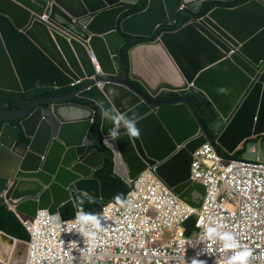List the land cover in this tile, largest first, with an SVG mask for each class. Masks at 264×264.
<instances>
[{
  "label": "water",
  "instance_id": "water-1",
  "mask_svg": "<svg viewBox=\"0 0 264 264\" xmlns=\"http://www.w3.org/2000/svg\"><path fill=\"white\" fill-rule=\"evenodd\" d=\"M140 1L0 0V90L75 86L0 111L6 207L23 219L49 210L71 220L79 210L100 214L115 202L120 190L107 172L106 148L113 152L114 175L132 185L157 166L194 207L207 189L192 179L194 153L207 141L230 154L245 147V158L264 161V0L217 6L160 35L159 26L177 22L185 8L200 12L209 0H148L124 17ZM137 36L150 39L135 44ZM167 91L180 97L156 99ZM195 92H204L219 112L211 124L217 138L190 97ZM102 108L135 118L140 137L106 141L113 125ZM15 240L23 258L27 243Z\"/></svg>",
  "mask_w": 264,
  "mask_h": 264
},
{
  "label": "built area",
  "instance_id": "built-area-1",
  "mask_svg": "<svg viewBox=\"0 0 264 264\" xmlns=\"http://www.w3.org/2000/svg\"><path fill=\"white\" fill-rule=\"evenodd\" d=\"M192 178L207 185L201 207L182 200L149 167L132 180L123 206L105 207L102 230L89 229L95 235L85 241L75 219L41 211L24 221L31 233L25 264H190L194 239L209 223L251 249L250 264H264V161L224 156L206 142L194 154ZM197 247L207 264H225L233 254L219 240Z\"/></svg>",
  "mask_w": 264,
  "mask_h": 264
},
{
  "label": "trees",
  "instance_id": "trees-1",
  "mask_svg": "<svg viewBox=\"0 0 264 264\" xmlns=\"http://www.w3.org/2000/svg\"><path fill=\"white\" fill-rule=\"evenodd\" d=\"M247 0H235L231 2H221L215 0L206 1L202 7V10L198 13L193 12L192 10L185 8L179 14V18L177 23L173 25H162L156 34H159L165 30L178 29L182 25L189 22L192 18L201 17L207 14L211 9L218 5H226V6H234L246 2ZM148 5V0H141L139 3L132 5L131 9L124 14V17H127L133 13L139 12L146 8ZM148 40V38L137 36L135 39V44ZM129 49L130 46H125L122 50V56L124 63L129 66ZM131 82L138 87L143 92H146V89L143 85L135 80H131ZM74 86H66L60 88H51V87H39L26 92H15V91H3L0 90V111L5 109H13L18 108L22 109L25 105L35 98L41 96L48 95H62L70 92ZM180 95L174 91H167L159 95L156 99L161 101H171L179 98ZM190 97L194 101L202 120L204 121L207 129L211 133L214 138H217V132L211 128V124L217 120L219 117V112L212 101L208 98V96L204 92H195L190 94ZM83 102V101H82ZM85 103V102H83ZM98 122L94 123V128L97 127ZM98 136L101 135L100 130L96 131ZM21 140L24 142H28L24 137H21ZM218 151L224 156L232 157V158H242L244 153L246 152V148H242L238 150L234 154L228 153L221 146L216 145ZM105 165L107 167V172L111 176V178L118 184L120 190V198L123 200L127 193L130 191V185L121 177L114 175V156L113 152L106 148L105 150ZM7 181L0 178V193L6 188ZM4 232L5 234L14 237L16 239L22 241H29L31 239V235L27 228L25 227L23 221L20 217L17 216L16 213L9 210L2 199L0 198V233Z\"/></svg>",
  "mask_w": 264,
  "mask_h": 264
},
{
  "label": "clouds",
  "instance_id": "clouds-1",
  "mask_svg": "<svg viewBox=\"0 0 264 264\" xmlns=\"http://www.w3.org/2000/svg\"><path fill=\"white\" fill-rule=\"evenodd\" d=\"M235 1V0H233ZM248 1H251V0H247L246 2ZM231 2V1H230ZM246 2H243L241 4H238V5H234V6H227V7H236V6H239V5H242ZM218 6H226V5H218ZM217 7V6H216ZM215 8V7H214ZM213 8V9H214ZM184 10V9H183ZM212 10V9H211ZM210 10V11H211ZM209 11V12H210ZM208 14V13H207ZM206 15V14H205ZM205 15L201 16V17H196V18H202L204 17ZM195 18H192L191 20H193ZM190 20V21H191ZM189 21V22H190ZM177 23V22H175ZM174 23V24H175ZM188 23V22H187ZM170 25H173V24H170ZM162 26V25H161ZM159 26V28L161 27ZM158 28V29H159ZM157 29V31H158ZM172 30H176V29H172ZM156 31V33H157ZM166 31V30H165ZM164 32V31H163ZM162 33V32H161ZM161 33H159L158 35H160ZM150 38H148V40H145V41H149ZM75 87V86H74ZM175 92V91H174ZM178 93V92H177ZM180 95V94H179ZM82 102V101H81ZM86 103V102H85ZM102 111V115L103 117L108 120L109 122L112 123V127L109 128L108 130V134L107 136L105 137L106 141H109V142H113V141H116L118 139L121 138L122 135H127L129 138H139L140 135H141V130L137 127V120L135 118H130L128 117L127 115H125L124 113H121L119 112L118 110L116 109H110V110H105V109H101ZM121 129H123V132L121 131ZM207 142H211V141H207ZM213 143V142H212ZM215 146L218 145L216 143H213ZM202 146V145H201ZM220 146V145H219ZM199 148V147H198ZM197 148V149H198ZM217 148V147H216ZM245 148V147H243ZM196 149V150H197ZM224 149V148H223ZM242 149V148H241ZM218 150V149H217ZM240 150V149H239ZM196 152V151H195ZM229 153V152H228ZM195 154V153H194ZM232 158V157H231ZM242 158H245L244 156ZM241 159V158H239ZM250 159V158H248ZM254 160V159H253ZM257 160V159H256ZM261 160V159H259ZM263 161V160H262ZM194 162V161H193ZM193 166V165H192ZM149 167H154V166H149ZM148 167V168H149ZM157 167V166H155ZM147 168V169H148ZM146 169V170H147ZM145 170V171H146ZM143 173V172H142ZM158 173V172H157ZM138 177V176H137ZM136 177V178H137ZM161 177V176H160ZM162 178V177H161ZM163 179V178H162ZM193 179V178H192ZM133 180V179H132ZM164 180V179H163ZM194 180V179H193ZM165 181V180H164ZM197 181V180H196ZM166 182V181H165ZM200 182V181H199ZM167 183V182H166ZM203 183V182H201ZM168 184V183H167ZM205 184V183H203ZM169 185V184H168ZM206 185V184H205ZM170 186V185H169ZM131 187V185H130ZM171 187V186H170ZM207 187V185H206ZM174 191V188L171 187ZM7 189H8V186L6 184V188L0 193V195L2 193L5 192V195H6V192H7ZM131 189V188H130ZM175 192V191H174ZM176 193V192H175ZM206 193H207V189H206ZM177 194V193H176ZM5 195L4 197H1L0 198L2 199V201L4 202V204L6 205L7 204V201L5 199ZM178 195V194H177ZM179 196V195H178ZM206 196V195H205ZM180 197V196H179ZM126 198V197H125ZM124 198V199H125ZM116 201L117 203H119L121 206H123L125 204V201L122 200L120 198V196H117L116 198ZM182 199V198H181ZM205 199V198H204ZM183 200V199H182ZM185 201V200H184ZM115 202H112V203H115ZM186 202V201H185ZM204 202V200H203ZM188 203V202H187ZM111 204V203H109ZM107 204V205H109ZM189 204V203H188ZM203 204V203H202ZM107 205H104V209ZM191 205V204H190ZM202 206V205H201ZM200 206V207H201ZM194 207V206H193ZM9 210L13 211L14 213L17 214L18 217L21 218V220L23 221H26V220H33V219H36V218H26V219H23L19 214L18 212L16 211V209L13 207V206H9L8 208ZM41 211H44V210H41ZM39 211V213L41 212ZM49 211V210H47ZM50 212V211H49ZM104 212V210H103ZM102 212V213H103ZM102 213L98 214V213H90V212H85L83 210H79L75 216V221L77 224L80 225V228H79V231L77 233H79L80 235H82L84 237V241L92 236L95 235V231H91L89 229H94L96 231H99V230H102V225L103 223L107 220V216L106 215H101ZM51 214V213H50ZM39 215V214H38ZM52 215H56L58 217H61V215L58 213V214H52ZM194 219H196L195 217H193ZM192 218V219H193ZM74 219H71V220H74ZM192 219H191V222H192ZM63 220V219H62ZM63 221H70V220H63ZM194 223V222H192ZM25 225V224H24ZM193 225V224H192ZM26 227V226H25ZM27 228V227H26ZM28 230V229H27ZM29 231V230H28ZM30 233V232H29ZM190 233V232H189ZM1 234H4L6 236H9L7 234H5L4 232H1ZM31 235V233H30ZM11 237V236H10ZM14 238V237H13ZM16 239V238H15ZM19 240V239H17ZM206 240H219L222 245H223V248L226 249V250H232L233 254L231 256H229L227 258V260L225 261V264H250V257H252V250L251 249H248V248H241V246L239 245V243L236 241V238L234 236L233 233L229 232V231H220V226L219 225H215V224H212V223H209L208 225H205L200 233L199 236L195 237L194 239V243H193V248L197 249V252H196V255L193 256L190 260V264H207V261L206 260H202V259H199L198 257L202 255V252H203V248H198L197 246L198 245H201L204 241ZM22 241V240H20ZM31 241V239L29 241H23L25 243H27V250H26V255L21 258L22 260L19 259V257H15V255H13L14 259H16L18 261L17 264H25V261H26V256H27V253H28V243ZM73 241H70L69 244H71ZM13 259V260H14ZM0 264H6L4 262H2L0 260Z\"/></svg>",
  "mask_w": 264,
  "mask_h": 264
},
{
  "label": "bare ground",
  "instance_id": "bare-ground-1",
  "mask_svg": "<svg viewBox=\"0 0 264 264\" xmlns=\"http://www.w3.org/2000/svg\"><path fill=\"white\" fill-rule=\"evenodd\" d=\"M21 246L22 244L16 241L15 239L8 238L6 237V235L1 234L0 235V258L5 259L7 261V264H15L14 260L16 261V259L13 260V258H10L12 259L11 261L9 258L7 259L6 257H4V255H13L14 253L15 255H17V253H19L20 251ZM21 250H23V248ZM19 259L22 260L21 258Z\"/></svg>",
  "mask_w": 264,
  "mask_h": 264
},
{
  "label": "rangeland",
  "instance_id": "rangeland-1",
  "mask_svg": "<svg viewBox=\"0 0 264 264\" xmlns=\"http://www.w3.org/2000/svg\"><path fill=\"white\" fill-rule=\"evenodd\" d=\"M21 249H22V246L20 247V251H23V250H24V249H23V250H21ZM18 254H19V253H17V255H18ZM25 254H26V252H25ZM13 255H15V253H14ZM13 255H4V257H6L7 259H8V258H9V259H10V258H13V259H14ZM17 255H15V257H17ZM10 256H12V257H10ZM21 257H23V256H21ZM0 260H1L2 262H4V263L7 264V261H6L5 259H1V258H0ZM10 260L12 261V259H10ZM14 263L17 264L18 261H17V260H16V261L14 260Z\"/></svg>",
  "mask_w": 264,
  "mask_h": 264
}]
</instances>
